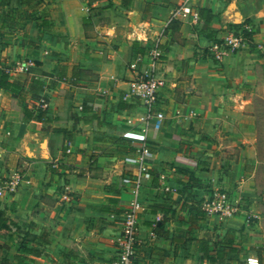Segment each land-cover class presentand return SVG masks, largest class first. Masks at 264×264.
<instances>
[{
  "label": "crops",
  "instance_id": "crops-1",
  "mask_svg": "<svg viewBox=\"0 0 264 264\" xmlns=\"http://www.w3.org/2000/svg\"><path fill=\"white\" fill-rule=\"evenodd\" d=\"M39 1L34 13L18 0H0V66L31 59L28 73L9 81L23 91L40 83L37 97L25 101L0 88V177L20 172L23 179L0 199V244L35 250L3 249L0 264H109L134 198L141 204L135 264H226L235 253L260 264L264 0H192L195 11L211 13L206 27L199 15L170 20L178 0H133L128 8L121 0ZM243 23L252 27L250 43L213 61L210 38ZM153 44L162 52L155 74L163 86L147 111L123 96L129 64ZM42 99L44 120L26 119L24 111L38 115ZM143 146L152 159L135 197L139 172L125 159ZM213 188L238 202L237 215L197 212Z\"/></svg>",
  "mask_w": 264,
  "mask_h": 264
},
{
  "label": "built area",
  "instance_id": "built-area-1",
  "mask_svg": "<svg viewBox=\"0 0 264 264\" xmlns=\"http://www.w3.org/2000/svg\"><path fill=\"white\" fill-rule=\"evenodd\" d=\"M170 15V20L179 17H189L192 20L198 19V14L192 7V0H178L177 5L172 8ZM251 31V25L243 23L239 29L232 30L219 42H211L207 48L209 56L213 61L221 63L250 43L249 38L245 34L251 35ZM161 53L158 46L154 45L144 55H138L131 61L129 64L131 79L128 82V91L125 92L123 100L138 102L147 111L153 106L157 93L163 86V81L155 74L156 64L161 60ZM33 65V60L26 59L15 63L13 66L5 67H7L6 72L10 75H24L28 73L29 68ZM47 105L44 99L40 100L39 106L41 109H46ZM149 119V114L141 119L144 131L147 130L146 124ZM128 124L132 125V122L128 121ZM151 159L152 155L145 146L140 150L138 157H127L125 159L126 163L136 165L139 172L138 178L132 182L135 197L140 187V174L148 177L145 172V166ZM181 162L193 166L196 165L195 162L191 161ZM128 182V179H124V183ZM22 183L23 179L19 173H13L9 177H0V199L4 195L14 192ZM200 207L205 216L217 217L219 219H228L237 215L240 211L238 202L233 200L226 191L220 188L211 189L209 194L201 200ZM140 208L141 204L134 198L123 214L117 239L115 259L109 264H135L138 212ZM253 261H255V264H259L257 258H249L246 264H252Z\"/></svg>",
  "mask_w": 264,
  "mask_h": 264
},
{
  "label": "trees",
  "instance_id": "trees-1",
  "mask_svg": "<svg viewBox=\"0 0 264 264\" xmlns=\"http://www.w3.org/2000/svg\"><path fill=\"white\" fill-rule=\"evenodd\" d=\"M168 0H165L164 2H167ZM133 3V0H121V4L123 7H130ZM41 4V1L39 0H18V5L19 6H26L29 9H32V11L38 12V5ZM38 7V8H37ZM197 14L199 15V17L204 21V26L206 27V25L208 24V22L210 21V19L212 18V15L209 11L204 10V9H199V11H196ZM42 20H41V25L44 27H47L49 25L48 22V15L46 13H43L41 15ZM239 28L238 26H235L232 29H237ZM231 29V27H230ZM245 36H247L249 38V41H251V35L250 34H245ZM211 42H219V40H213L211 39ZM140 52H142V50H139ZM264 56V54H263ZM7 67L5 66H0V88L5 89V90H11L13 91V93L15 92L14 95L17 96V98L21 101H25L26 100V95H30L31 98H36L37 97V92L40 89V83H38L37 81H32L31 86L29 88L28 91H23L21 90L18 85L16 84V81H12L10 82L9 80L11 79V75L6 72ZM45 100V99H44ZM46 101V100H45ZM120 108H128V106L123 105L122 103L119 105ZM38 111V115H33V113L27 111H24V115L26 117V119L31 120V119H36L39 121H43L44 120V116L46 114L47 109H41L40 107L37 109ZM198 209L197 212L199 213H203L200 207V202L197 205ZM2 218H0V224L2 222H4V220H1ZM5 230L9 229L8 225L4 226ZM12 240L6 241L3 245L0 244V250H6V249H11L12 247ZM37 244H46L43 242H38ZM224 244L226 245H230L231 241H225ZM14 249L19 250L20 252L24 253V254H35V250L33 247H28L26 243L21 242L20 245L17 247L15 246ZM28 256V255H26ZM217 259L218 260H223V253L221 254L219 251H217ZM212 264V261H211Z\"/></svg>",
  "mask_w": 264,
  "mask_h": 264
},
{
  "label": "rangeland",
  "instance_id": "rangeland-1",
  "mask_svg": "<svg viewBox=\"0 0 264 264\" xmlns=\"http://www.w3.org/2000/svg\"><path fill=\"white\" fill-rule=\"evenodd\" d=\"M149 1H153V0H149ZM89 2H99L98 0H89ZM152 4H154L155 5V2L153 1L152 3H150L149 5H152ZM9 8V7H8ZM155 10V9H154ZM154 10L152 11V12H154ZM154 45H156V44H153L152 46H154ZM17 173H20V172H17ZM21 174V173H20ZM248 219V221L249 222H251L254 218L253 217H248L247 218ZM241 237H242V235H240ZM23 239L24 240H28L29 239V237H28V235H25V236H23ZM13 248V247H12ZM14 249V248H13ZM6 250H9V249H6ZM5 254V251L4 250H0V258H2L3 257V255ZM260 257V264H264V256L263 257H261V256H259ZM226 264H246V262H245V259H243V260H240L239 259V257H238V254L237 253H235L233 256H230L227 260H226Z\"/></svg>",
  "mask_w": 264,
  "mask_h": 264
},
{
  "label": "clouds",
  "instance_id": "clouds-1",
  "mask_svg": "<svg viewBox=\"0 0 264 264\" xmlns=\"http://www.w3.org/2000/svg\"><path fill=\"white\" fill-rule=\"evenodd\" d=\"M252 264H255V261H253Z\"/></svg>",
  "mask_w": 264,
  "mask_h": 264
}]
</instances>
